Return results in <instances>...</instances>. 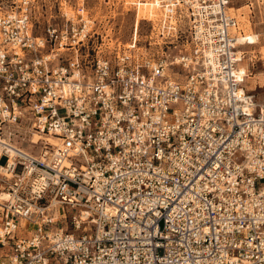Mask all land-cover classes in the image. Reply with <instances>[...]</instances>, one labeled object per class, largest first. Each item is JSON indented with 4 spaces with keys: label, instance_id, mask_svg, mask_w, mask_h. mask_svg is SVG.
Returning <instances> with one entry per match:
<instances>
[{
    "label": "built area",
    "instance_id": "2783aa9c",
    "mask_svg": "<svg viewBox=\"0 0 264 264\" xmlns=\"http://www.w3.org/2000/svg\"><path fill=\"white\" fill-rule=\"evenodd\" d=\"M231 1L157 0L175 55L84 60L82 13L38 35L33 0L0 6V264H264V104Z\"/></svg>",
    "mask_w": 264,
    "mask_h": 264
},
{
    "label": "rangeland",
    "instance_id": "374dc122",
    "mask_svg": "<svg viewBox=\"0 0 264 264\" xmlns=\"http://www.w3.org/2000/svg\"><path fill=\"white\" fill-rule=\"evenodd\" d=\"M10 5L12 0H0L3 9ZM229 6V12L238 23L234 29L236 35H258L257 43L240 47L245 55L240 67L246 68L247 73L241 82L248 90H253L259 103H264V0H232ZM66 13L74 18L76 26L82 23V13L97 32L96 36L86 40L87 47L79 48L83 60L94 55V45H101L103 52H109L113 48L123 50L135 44L136 54L145 57H169L177 54L181 47L183 36L176 40V36H166L167 31L164 36L161 34L155 20L159 8L149 0H33L35 34L44 35L48 25L59 30L69 29ZM62 54L66 56L72 52L67 49ZM27 136L33 137L30 133ZM40 143L33 148L24 143V147L38 153Z\"/></svg>",
    "mask_w": 264,
    "mask_h": 264
},
{
    "label": "bare ground",
    "instance_id": "6f19581e",
    "mask_svg": "<svg viewBox=\"0 0 264 264\" xmlns=\"http://www.w3.org/2000/svg\"><path fill=\"white\" fill-rule=\"evenodd\" d=\"M147 1H148V0H147ZM149 1H151L152 5H156V3H157V0H149ZM156 9H157V8H156ZM157 13H158V12H157ZM158 16H159V14L157 15V17H158ZM157 17H156V18H157ZM236 28H237V27H236ZM237 39H238V41H239L242 45L255 44V43L258 42V35H257V34H254V33H247V34H243V33H241V34H239V35L237 36ZM238 57H240V53H238ZM244 57H245V56H244ZM244 57L242 58V60L244 59ZM242 60H241V61H242ZM245 69H246V68H244V67H240L239 70H238V73H239V79H240V80H241V78H243L242 74H243L244 72H246ZM241 83H242V82H241ZM243 86H244V85H243ZM250 86H251V85H250ZM240 92H241V93L246 92V89H244V88H240ZM261 104L263 105L264 103H261ZM30 134L33 135V137L30 138V142L33 143V146H35L36 143L39 142V141H41V140L43 139V137H44V135L40 134L39 132H37L36 130L31 129V128H30ZM47 137H48L47 140H49L51 143L56 142V138H54L53 136L48 135ZM22 149H23V150H26L25 148H22Z\"/></svg>",
    "mask_w": 264,
    "mask_h": 264
}]
</instances>
